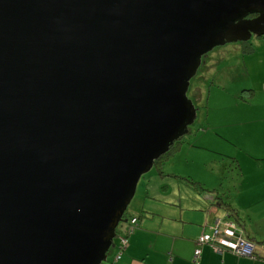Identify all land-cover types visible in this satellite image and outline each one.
Returning a JSON list of instances; mask_svg holds the SVG:
<instances>
[{"label":"water","instance_id":"1","mask_svg":"<svg viewBox=\"0 0 264 264\" xmlns=\"http://www.w3.org/2000/svg\"><path fill=\"white\" fill-rule=\"evenodd\" d=\"M252 34L264 0H0V264L106 263L202 56Z\"/></svg>","mask_w":264,"mask_h":264},{"label":"crops","instance_id":"2","mask_svg":"<svg viewBox=\"0 0 264 264\" xmlns=\"http://www.w3.org/2000/svg\"><path fill=\"white\" fill-rule=\"evenodd\" d=\"M252 46V50L248 52L239 48L233 70L235 73L239 69L238 63L241 61L244 67L241 77H250V86L245 82L239 85L233 78L235 74L229 75L231 71L226 73L219 70V65L226 59L222 61V57L215 56L220 49L212 55L210 53L205 59L206 70L213 74L214 65L219 70L217 74L220 80H216V83L223 87L222 93H215L213 80H208L215 75L206 74L204 77L208 80L206 97L208 100L212 97L214 102L217 101L214 105L215 115L217 118H224L223 121H227L224 113L234 104V98L239 97L249 102L254 99L257 88L264 91V43H253ZM237 86L241 88L237 90ZM260 94L264 101V94ZM224 97L232 99V102L227 103ZM209 115L210 109H207L206 118ZM203 118L205 119V113L200 123ZM249 121L255 126L258 125V130L245 137V140L237 142V146L227 149L230 157H233L232 160L225 162L227 154L223 152L208 153L206 156L193 150L187 152L191 147H186L183 154L177 151L172 154L166 160H172L168 172L165 171V162L163 172L158 171L159 174L157 173L152 183L147 181L142 186L143 190L132 203L130 211V216H138V225L129 231L127 242L119 256L115 257L119 250L117 238L111 258L105 264H264V257L261 256L264 255V114L257 115L255 108L251 107ZM203 125L200 126L202 130L196 131L197 136L207 135L208 129ZM207 159L215 161L216 168L207 167ZM176 162L186 165L191 163L195 169L189 166L180 167ZM226 164L232 168L223 170ZM225 171L229 173L228 179H225ZM166 175L169 176L164 178ZM185 177L197 180L202 187L198 184L192 185ZM223 192L236 208L242 222H236V228L240 229L238 233L256 241L260 255L246 256L227 250L218 253L209 244L198 242L199 235L210 232L215 221L224 216L225 208L219 204L217 198ZM127 224L128 221L125 228Z\"/></svg>","mask_w":264,"mask_h":264},{"label":"rangeland","instance_id":"3","mask_svg":"<svg viewBox=\"0 0 264 264\" xmlns=\"http://www.w3.org/2000/svg\"><path fill=\"white\" fill-rule=\"evenodd\" d=\"M252 44H260L264 43V37L260 38L256 35H253L249 38ZM241 47V44L239 41H232V42H226L220 45L214 46L211 50H209L207 53H205L202 56L203 62L198 66V69L196 71V74H194L191 79H190V85L188 88V96L192 98L196 108H197V116L195 117V120L189 124V127H191L192 131L188 134H186V142L183 144L181 149L177 151L179 154H183L186 152V147H191L187 152L193 150L196 153L199 154H204L205 156L208 155V153H225L227 154V157H225V162L227 160H230V153H228V148L229 147H235L237 146V142H241V140H245V137H248L250 134L253 135L257 130H258V125L255 126L254 123L249 121V109L251 107H254L255 110L257 111V115H263L264 114V101L262 100V95L260 93L264 94V91L261 92L262 90L257 88L256 93L254 95V99L252 101L247 102V100H241L239 97L234 98V104H232L229 107V110H227L224 115H226L225 118H227V121H223L224 118H217L215 115V107L214 105L217 103L214 102V99L211 97L208 98L206 97L207 91L206 88L208 86V80H213V91L215 93L219 94L222 93L221 89L223 87L219 85V83H216V80H220L219 75L217 72L221 69L224 72H230L229 75H233V70H234V63L236 62L237 56H239V48ZM220 49V50H219ZM219 52L215 54V56L222 57L225 59V62H222L219 65V70H216L218 67L214 65L213 67V74L211 73L210 70H206V62L207 60L206 57L211 53H215L216 51ZM212 51V52H211ZM228 60V61H227ZM239 69L235 71V75L233 76L234 79L238 82V84H242V82H245V84H248L247 86H250L252 84L250 77L246 76L245 79H242L241 74L244 69V67L241 64V61L238 63ZM214 76L215 77H210L208 80H206V76ZM204 79V80H203ZM244 80V81H243ZM242 86V85H241ZM246 86V87H247ZM241 88V87H240ZM238 86L236 87L237 90H239ZM224 100L229 103V101L232 102V99L230 100L227 97H224ZM207 109H210V115L208 118H206V111ZM204 111V112H203ZM205 113V125H203V122L200 123L201 118L203 117ZM256 115V112H255ZM201 124L208 129L207 135L204 134L205 136H200V134L197 136L196 131L194 133V129H198ZM199 125V126H198ZM261 125V123H259ZM198 126V127H196ZM204 128V129H205ZM199 130H202V127L199 128ZM200 136V137H199ZM197 140V141H195ZM221 143V144H220ZM193 144V145H190ZM221 145H224L226 148L222 147ZM239 147V146H238ZM219 148H224L219 149ZM225 150V151H224ZM227 150V151H226ZM212 155H217V154H212ZM220 162V160H219ZM190 163V162H189ZM218 163V161H217ZM172 164V160H168L166 164L164 165L165 171L168 172V167ZM176 165L180 167H190L192 169H195V167L190 163L186 165L185 163H178L176 162ZM207 167L213 166L215 167V161H209L207 159L206 162ZM230 165L226 164L224 165L223 170H228L231 169L229 167ZM197 169V168H196ZM158 171L155 168V166L151 167L147 172L143 173L140 177V179L137 182L136 185V190L135 193L128 205V210L131 211L132 203L135 202L138 197L141 194V191L143 190L142 186L147 183V181L150 183L153 182L154 179H156ZM225 174V179L229 178V173L227 171L223 172ZM159 174V173H158ZM169 175H166L164 178L168 177ZM167 197V196H166ZM125 225L126 221H121L119 222V233H123L125 230ZM119 234L114 237V243L116 242ZM115 247V244L111 246L108 250L107 253V260L111 258V251Z\"/></svg>","mask_w":264,"mask_h":264},{"label":"trees","instance_id":"4","mask_svg":"<svg viewBox=\"0 0 264 264\" xmlns=\"http://www.w3.org/2000/svg\"><path fill=\"white\" fill-rule=\"evenodd\" d=\"M258 37H260V38H262V37H264V34L263 35H260V36H258ZM240 42V44H241V48H242V50L244 51V52H248V51H251L252 50V48H253V44H252V42L250 41V39H248V40H242V41H239ZM202 62H203V60H202ZM201 62V63H202ZM244 90H251V89H244ZM197 127V126H196ZM200 128V127H199ZM198 128V129H199ZM198 129H194V133H195V131L196 130H198ZM192 131V129H191V127H189V129H188V131L186 132V133H184L183 135H181L180 137H178L177 139H175L174 141H173V143L169 146V148H168V150H166L164 153H162L158 158H156L155 159V161H154V164H153V167L155 166V168L157 169V171H161V172H163V170H162V167H163V165H164V163L166 162V160L172 155V154H174L176 151H178L179 149H180V147H181V145L184 143V142H186V134H188V133H190ZM231 160H232V158L233 157H229ZM185 179L187 180V182H189V183H191L192 185H196V184H198V186H199V182L197 181V180H193V179H191V178H189V177H185ZM199 187H202L201 185L199 186ZM217 198H218V202H219V204H221L222 206H224V208H225V214H224V216L223 217H219L218 218V222H219V224H223L225 221H231L234 225H235V227H237L236 226V222H238V223H240V224H242V222L240 221V219H239V217H238V213H237V210H236V208H234V206L231 204V201L229 200V198H228V196H224V192L223 193H221V194H219L218 196H217ZM129 205V204H128ZM123 217H125L126 218V221H128V224H127V226H126V228H125V230H124V234H128L129 233V231L133 228V227H135V226H137L138 225V216H136V215H132V216H130V211L128 210V206L126 207V209H125V211H124V213H123ZM132 217H134L135 218V222L136 223H133V224H131V222H130V220H131V218ZM221 219V220H220ZM215 224V223H214ZM213 224V225H214ZM119 231H120V229H119V224L117 225V227H116V232H117V234L116 235H118L119 234ZM212 231V230H211ZM210 231V232H211ZM126 232V233H125ZM239 235L241 236V237H243V238H245L246 240H248V241H251V242H253V243H255L256 241H254V240H251V239H249V238H246V237H244L241 233H239ZM262 242V241H261ZM205 243V242H204ZM214 243H218L217 241H215L214 240ZM206 244H208V243H206ZM256 244V243H255ZM210 245V244H209ZM211 246V245H210ZM123 246H122V244H120L119 243V246H118V248H122ZM212 247V246H211ZM213 248V247H212ZM214 249V248H213ZM230 251V252H232V253H235V254H237L234 250H232V249H227V248H224L221 252H218V253H222L223 251ZM256 254H253V255H246V256H254V255H260L261 253H260V251H259V249H258V247H257V250H256V252H255ZM239 254V253H238ZM244 255V254H243ZM261 256H263L264 257V255H261ZM105 264V263H104ZM111 264H115V262H111Z\"/></svg>","mask_w":264,"mask_h":264},{"label":"built area","instance_id":"5","mask_svg":"<svg viewBox=\"0 0 264 264\" xmlns=\"http://www.w3.org/2000/svg\"><path fill=\"white\" fill-rule=\"evenodd\" d=\"M130 222L131 224L136 223L135 218L132 217ZM118 240L124 246L127 242V234L120 233ZM214 240L218 243H214ZM198 242L210 244L217 252H221L224 248H227L234 250L237 254L253 255L257 250L255 243L246 240L237 233L236 227L231 221H225L223 224H219L218 220H216L215 224L212 225V231L203 232L199 235ZM121 249L119 248L115 257L119 256Z\"/></svg>","mask_w":264,"mask_h":264},{"label":"clouds","instance_id":"6","mask_svg":"<svg viewBox=\"0 0 264 264\" xmlns=\"http://www.w3.org/2000/svg\"><path fill=\"white\" fill-rule=\"evenodd\" d=\"M236 231H237V228H236ZM238 233V232H237ZM120 234V233H119ZM122 234V233H121ZM239 234V233H238ZM256 254V253H255Z\"/></svg>","mask_w":264,"mask_h":264}]
</instances>
